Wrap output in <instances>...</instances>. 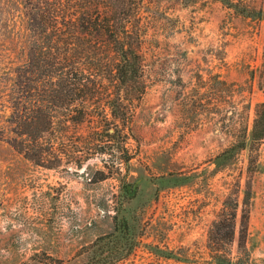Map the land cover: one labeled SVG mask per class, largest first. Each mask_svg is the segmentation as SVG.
Wrapping results in <instances>:
<instances>
[{"label":"rangeland","instance_id":"1","mask_svg":"<svg viewBox=\"0 0 264 264\" xmlns=\"http://www.w3.org/2000/svg\"><path fill=\"white\" fill-rule=\"evenodd\" d=\"M22 2L9 0L0 28V78L25 57ZM151 7L142 48L146 91L131 128H122L123 148L112 140L108 153L92 151L85 138L98 134L85 122L65 131L62 147L72 150L75 142L81 158L95 153L80 168L67 156L46 168L0 140V264H73L104 236L120 243L113 252L123 259L114 264H205L224 202L239 197L242 205L248 187V244L264 260V142L218 157L244 130L250 135L264 101V0H160ZM9 85L10 77L0 80L4 124ZM114 217L125 218L129 231L116 228ZM232 247L236 253L237 240Z\"/></svg>","mask_w":264,"mask_h":264},{"label":"trees","instance_id":"2","mask_svg":"<svg viewBox=\"0 0 264 264\" xmlns=\"http://www.w3.org/2000/svg\"><path fill=\"white\" fill-rule=\"evenodd\" d=\"M178 1L188 5L196 0ZM159 2L23 0L27 45L25 57L15 66L12 75L5 73L0 78L3 81L10 77L6 90L10 114L5 124L0 120V140L46 168L60 165L65 156L80 168L93 153H108L105 146L108 141L118 140L123 148L122 128H131L135 102L146 91L142 52L146 11L151 6L159 8ZM8 5L9 0H0V28ZM246 15L260 17L262 13ZM85 122L98 135L85 138L89 146L94 145L95 152L81 158L77 156L79 146L75 142L72 150L62 146L67 139L65 131ZM262 142L264 101L256 106L250 135L244 130L237 143L218 157L238 150H258ZM89 146L84 153L91 150ZM125 152L122 159L129 163L133 156L127 149ZM101 175L100 180L108 177L104 171ZM121 180L126 188V180ZM129 193H124L127 200L135 194ZM250 201L248 187L242 205L239 197L224 202L208 233L209 258L205 264H264V260L257 262L253 258L248 244ZM114 218L116 228L123 226L129 231L130 224L125 218L120 221ZM235 240L236 253L232 247ZM119 245L112 236L98 237L88 245L90 251L85 258L73 264H114L123 259L122 253L113 252ZM96 246L103 248L94 250ZM166 257H172V253Z\"/></svg>","mask_w":264,"mask_h":264}]
</instances>
